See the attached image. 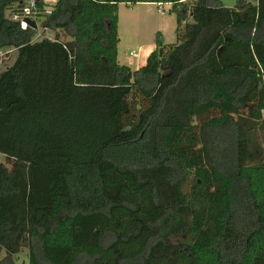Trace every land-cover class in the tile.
Returning a JSON list of instances; mask_svg holds the SVG:
<instances>
[{"label": "trees", "instance_id": "obj_1", "mask_svg": "<svg viewBox=\"0 0 264 264\" xmlns=\"http://www.w3.org/2000/svg\"><path fill=\"white\" fill-rule=\"evenodd\" d=\"M144 3L173 6L177 43L159 33L132 71L119 6ZM16 7L0 0V53L19 52L0 74V264H264V0H58L41 27L68 42H34Z\"/></svg>", "mask_w": 264, "mask_h": 264}, {"label": "rangeland", "instance_id": "obj_2", "mask_svg": "<svg viewBox=\"0 0 264 264\" xmlns=\"http://www.w3.org/2000/svg\"><path fill=\"white\" fill-rule=\"evenodd\" d=\"M54 4L58 0H50ZM227 8H235L240 0H219ZM248 3L256 4L257 0H245ZM28 0H23V8L27 5ZM118 19V63L122 66L129 67L132 71L139 70V64H143V58L146 50L154 46L156 49L157 35L165 32V44L173 45L177 43L176 16H169L168 9L170 6L165 4H138V5H120ZM17 7L6 13L8 19L13 20L19 16ZM45 15L36 18L38 30L34 42H40L43 39L61 41H71V38L64 31L44 30L41 27L42 19ZM190 23H194L190 19ZM153 50V51H154ZM19 57V52L15 49L4 50L0 53V74L11 68ZM146 64H144L145 66ZM143 67V65H141ZM140 66V67H141ZM15 165V161L0 154V167L9 171ZM28 249H22L18 255L13 256L14 264H29ZM7 258L5 250L0 251V263Z\"/></svg>", "mask_w": 264, "mask_h": 264}, {"label": "built area", "instance_id": "obj_3", "mask_svg": "<svg viewBox=\"0 0 264 264\" xmlns=\"http://www.w3.org/2000/svg\"><path fill=\"white\" fill-rule=\"evenodd\" d=\"M43 6V10H40L39 6ZM54 4L51 3L50 0H28L25 8L22 9L21 14L19 16H15L13 21H18L21 23L23 29H27L28 24H26L25 20H31L36 22V18L40 15H51L53 12ZM37 24V22H36Z\"/></svg>", "mask_w": 264, "mask_h": 264}, {"label": "crops", "instance_id": "obj_4", "mask_svg": "<svg viewBox=\"0 0 264 264\" xmlns=\"http://www.w3.org/2000/svg\"><path fill=\"white\" fill-rule=\"evenodd\" d=\"M257 2H258V0H257ZM57 3V1L54 3V5ZM192 3V1H190V2H188V4H191ZM257 4V3H256ZM165 5H167V6H170V9H168V12H169V16H173V13H172V8H173V6L171 5V4H165ZM120 7L121 6H119V12H120ZM163 32H162V38H163V40L165 41V39H166V36H165V32H164V30H162ZM63 42H68V41H63ZM165 43V42H164ZM153 50H154V46H151V47H149L147 50H146V53H145V56H144V58H143V64L142 63H140L139 64V69L142 67L141 65H143L144 66V64H146V62H147V59H148V57L150 56V54L153 52ZM141 66V67H140ZM135 71H137V70H135Z\"/></svg>", "mask_w": 264, "mask_h": 264}, {"label": "water", "instance_id": "obj_5", "mask_svg": "<svg viewBox=\"0 0 264 264\" xmlns=\"http://www.w3.org/2000/svg\"><path fill=\"white\" fill-rule=\"evenodd\" d=\"M25 22H26V24H28V26L32 27L33 29H35V30L38 29L36 22L28 20V19L25 20ZM161 55H162V51H161Z\"/></svg>", "mask_w": 264, "mask_h": 264}]
</instances>
